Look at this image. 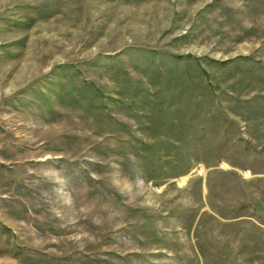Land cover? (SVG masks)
Returning a JSON list of instances; mask_svg holds the SVG:
<instances>
[{
    "label": "rangeland",
    "instance_id": "1",
    "mask_svg": "<svg viewBox=\"0 0 264 264\" xmlns=\"http://www.w3.org/2000/svg\"><path fill=\"white\" fill-rule=\"evenodd\" d=\"M0 264H264V0H0Z\"/></svg>",
    "mask_w": 264,
    "mask_h": 264
}]
</instances>
